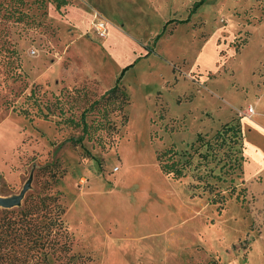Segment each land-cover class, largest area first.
<instances>
[{"label": "rangeland", "instance_id": "obj_1", "mask_svg": "<svg viewBox=\"0 0 264 264\" xmlns=\"http://www.w3.org/2000/svg\"><path fill=\"white\" fill-rule=\"evenodd\" d=\"M0 2V194L19 193L31 178L9 209L44 190L50 177L40 168L59 159L65 174L54 187L64 194L72 252L95 264H264V172L245 182L243 203L233 197L220 212L207 193L192 195L190 175L176 181L156 160L172 142L184 150L199 133L252 116L257 102L264 109V0H71L62 13L26 0L22 19L3 17L15 0ZM126 63L128 122L114 146L86 137L73 146L67 139L79 129L37 107L20 111L34 82L46 96L86 85L87 103ZM251 154L247 175L260 158Z\"/></svg>", "mask_w": 264, "mask_h": 264}, {"label": "trees", "instance_id": "obj_2", "mask_svg": "<svg viewBox=\"0 0 264 264\" xmlns=\"http://www.w3.org/2000/svg\"><path fill=\"white\" fill-rule=\"evenodd\" d=\"M25 1L15 0L17 6L7 4L3 17L22 19L26 15L22 8ZM36 1L41 6L51 1L62 13L71 0ZM193 9L194 4L191 12ZM13 53L18 57L16 49ZM128 67L130 65L122 69L113 86L87 103L91 90L86 85L65 86L58 94L46 96L47 91L42 89V85L34 82L20 111L28 116L31 108L37 107L39 116L48 118L56 115L60 122L79 129L81 134L78 137L67 139L73 146L82 145L84 137L96 140L104 149L114 146L115 141H119L120 126L128 122L125 109L130 96L120 82ZM81 101L85 105H78ZM6 103L14 106L11 100H6ZM91 112H95V117L88 121ZM112 115L121 117L120 124L113 120ZM108 130L114 132L113 138L116 136V139L106 143L103 134ZM244 148L242 125L232 119L222 123L212 134L199 133L184 150H180L176 143H170L156 152V160L161 171L176 181L190 175L193 179L190 183L192 195L207 193V199L217 204L221 212L228 199L235 197L242 203L246 199L248 188L243 178V164L247 156ZM40 169L50 177L45 189L28 194L17 209L4 208V215L0 217V264H95L92 255L72 252L73 234L64 217V194L54 187L65 174V167L56 159ZM217 182L226 183V189H221Z\"/></svg>", "mask_w": 264, "mask_h": 264}, {"label": "crops", "instance_id": "obj_3", "mask_svg": "<svg viewBox=\"0 0 264 264\" xmlns=\"http://www.w3.org/2000/svg\"><path fill=\"white\" fill-rule=\"evenodd\" d=\"M108 32L109 30L107 27V34ZM153 50H154L153 46L147 48L143 56H148L149 53H151ZM130 64L131 63L124 64L118 71L117 75H112V78L110 79L109 83L112 82L114 85L122 69L125 68L126 66H129ZM128 68L124 71V73L122 74L120 78V82L123 83L124 85H125L124 83L125 76L128 71ZM109 83H107V85ZM253 108H254V111H253L254 113L252 116H243L241 118V125H242V130H243V135H244V145H245L244 153L248 157V159L244 163V172H243L244 177L243 178L245 182H247L248 179H253V177L255 175H258L260 172H264V109L261 107L260 102H257V104H254ZM246 121L248 123H246ZM252 136L258 137L259 139L258 138L256 139L255 137L252 138ZM253 150L255 151V154H259L260 158L257 162L256 170L252 173V175H247L246 171L252 164L254 165L255 163L253 157L251 156L252 155L251 152H253Z\"/></svg>", "mask_w": 264, "mask_h": 264}, {"label": "water", "instance_id": "obj_4", "mask_svg": "<svg viewBox=\"0 0 264 264\" xmlns=\"http://www.w3.org/2000/svg\"><path fill=\"white\" fill-rule=\"evenodd\" d=\"M30 181H31V178L28 179L26 184L23 186V188L17 194H14L11 196H6V195L0 194V206L4 207V208H9V207L20 205L23 198H24L25 192L30 187Z\"/></svg>", "mask_w": 264, "mask_h": 264}, {"label": "built area", "instance_id": "obj_5", "mask_svg": "<svg viewBox=\"0 0 264 264\" xmlns=\"http://www.w3.org/2000/svg\"><path fill=\"white\" fill-rule=\"evenodd\" d=\"M92 22L94 29L99 36L103 37L107 35V25H106V21L103 18L95 15Z\"/></svg>", "mask_w": 264, "mask_h": 264}, {"label": "bare ground", "instance_id": "obj_6", "mask_svg": "<svg viewBox=\"0 0 264 264\" xmlns=\"http://www.w3.org/2000/svg\"><path fill=\"white\" fill-rule=\"evenodd\" d=\"M253 109H254V108L252 107V109H251V110L253 111Z\"/></svg>", "mask_w": 264, "mask_h": 264}]
</instances>
